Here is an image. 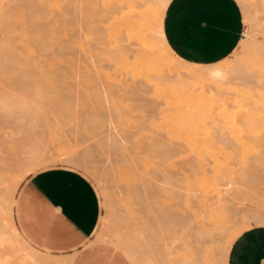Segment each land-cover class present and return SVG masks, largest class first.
Listing matches in <instances>:
<instances>
[{
	"label": "rangeland",
	"instance_id": "rangeland-1",
	"mask_svg": "<svg viewBox=\"0 0 264 264\" xmlns=\"http://www.w3.org/2000/svg\"><path fill=\"white\" fill-rule=\"evenodd\" d=\"M81 1L0 0V99L26 103L32 115L31 122L11 117L0 120V157L7 161L0 160V253L8 250L9 243L2 234L9 223L6 204L29 171L24 164L17 169V164L28 146L37 143L43 150L48 146L38 154L40 168L75 167L93 182L102 205L95 234L99 241L111 244L120 237V249H132L148 262H154L149 252L156 246L153 253L170 264H225V239L219 236L216 246L198 236L190 226L188 209L197 196L227 202L229 210L224 215L235 231L255 224L250 216L264 215V56L261 63L248 65L253 69L234 66L235 73L230 71L220 81L224 91L220 93L229 98L244 93L242 101L228 100L236 114L233 118L209 122L210 133L174 128L176 118L164 114L174 112L163 100L164 91L170 93L168 87L162 90L158 87L162 82L153 80L151 87L146 84V99L130 94L131 81L116 70L107 51L108 22L100 13L103 0ZM256 2L261 13L249 18L239 3L244 28L237 46L225 58L231 65L246 56L252 40L264 50V34H259L264 33V5L262 0ZM121 39L129 58L140 53L136 47L128 48L126 38ZM154 87L158 94L163 92L162 100L156 99ZM35 91L43 94L40 105H35L44 115L26 100ZM204 93L209 95L210 90ZM163 114L172 120L166 117L170 121L165 122ZM7 179L9 183L3 184ZM32 248L54 259L63 257ZM11 261L31 264L24 259Z\"/></svg>",
	"mask_w": 264,
	"mask_h": 264
},
{
	"label": "crops",
	"instance_id": "crops-1",
	"mask_svg": "<svg viewBox=\"0 0 264 264\" xmlns=\"http://www.w3.org/2000/svg\"><path fill=\"white\" fill-rule=\"evenodd\" d=\"M243 28L237 0H170L163 19L170 48L180 58L197 64L225 59L240 41ZM26 100L37 109L35 101ZM29 110L26 103L0 99V120L11 117L31 122ZM37 110L44 115L41 108ZM43 148L37 143L29 145L24 160L17 164V169L24 164L29 171L15 194L12 219L31 248L63 256L70 264H170L164 256L153 253L156 246L149 252L154 262L139 258L133 263L124 249L99 241L95 234L102 205L93 182L75 167L52 164L40 168L38 154L46 151L47 144ZM225 260V264H264V223L242 230L233 239Z\"/></svg>",
	"mask_w": 264,
	"mask_h": 264
},
{
	"label": "bare ground",
	"instance_id": "bare-ground-1",
	"mask_svg": "<svg viewBox=\"0 0 264 264\" xmlns=\"http://www.w3.org/2000/svg\"><path fill=\"white\" fill-rule=\"evenodd\" d=\"M87 1L82 0L81 2L83 3L85 2L86 4ZM169 1L170 0H103L102 1L103 5H102L100 13L102 15V18L108 22L107 24L108 27L106 26V28H108V32H107L108 34L105 33L106 35H104L105 37H107L108 35L109 49L107 51L111 53L110 60H113V62L112 61L111 62H112V65L114 64L116 70L120 69L121 73L125 74L126 79L131 81V83H129L130 85L128 84L127 85L130 88V92H131L130 94H132L133 96L144 97V99H146L145 97L146 95H148V90L146 86L150 85L149 87H151V85L154 83L153 80H158L162 82L163 84L162 86L160 85L161 83L159 84L160 86L158 85V87L160 88L162 87V90L164 89L163 88L164 86L168 87L169 92H170L168 95L165 94V91H164V95H163V92L158 94L157 92H155V90L159 91V89L158 88L156 89V87H154L153 90L155 93H157L156 99L158 100L160 98L159 95H163L164 96L163 100H167L166 102H167V106L169 107V109L171 110L172 108L173 109L172 112L174 111L173 113H171V111H169L168 113L163 112L167 116L169 115L172 116L173 119L175 117L176 118L175 121L176 120L178 121L177 122L178 124L172 121L174 122L173 123L174 125L176 124V126H173L171 124L172 122L167 123L168 125H170V127L173 126L174 128H178V129H181V128L183 129L184 127H188L190 131L194 133H198V132L199 133L200 132L210 133L212 132V130L210 129L212 128V126L209 128L208 126L209 122H212L216 119L229 120L230 118H233V116L236 115L235 112L230 109L228 100H234V101L243 100L241 96L244 93H242V95H240V93H235L236 95H234L235 97L233 98H229L228 95L220 93L221 91H223V90H220V88L222 89L220 85L221 84L220 81L224 80L227 77V75H230V71L231 73H235V71L232 72V68L234 66L239 67L242 64L244 65V67L246 65L249 68L248 65L255 66V63L257 62L261 63V61H263L264 55L262 52L264 50L262 51L261 45L257 44L254 40L250 41L246 56L244 58L240 57L239 61H237L239 62V64L236 62L234 63L235 65H231V63L226 62L227 61L226 59H222L221 61H218L216 63H211V64H197V63H192V62H189V61H186L180 58L168 45L165 35H164V30H163L164 13H165V9ZM237 1L238 3L242 5L244 13L247 18H249V16H253V17L257 16V12H259L258 10L260 9H258V7H255L257 5L256 0H237ZM263 1L264 0H262V3L264 5ZM79 4L81 6L84 5L80 2ZM252 5H254L255 8H253ZM0 16H1V12H0ZM86 24L88 23L86 22ZM257 25H260V23ZM262 28H264V26H262ZM260 30L261 29L259 28V31ZM259 34L261 35L264 33H259ZM259 34H256V35H259ZM102 36H100V38H102ZM121 38H126L125 40H127V46H129L128 48L136 47V49L139 50L138 52L140 53L133 56V58L132 57L129 58L130 56L128 52L125 51L126 49H124V45L120 43L122 41ZM120 39L121 41L119 42ZM104 43L106 44V41H104ZM262 46L264 47V45ZM108 55L109 54H107V57ZM250 68L253 69V67H250ZM238 70H240V68ZM168 78H172L173 80L171 82H166ZM209 86H211V88ZM207 87L210 90L209 95L204 93V92H209V90L208 91L205 90V89H208ZM218 88L220 91L217 90ZM126 89H128L127 86H126ZM215 90H217L219 93H217ZM41 95L43 94H40L38 91H35L31 94L30 99H32L33 101H35L36 103L40 105V101H41L40 99H42ZM171 105L173 107L170 108ZM164 114L162 116H164L163 120L165 122H167L168 120L170 121V119L172 120L171 117H167ZM166 117L170 119L167 120L165 119ZM224 129H226V127ZM238 129L240 128L238 127ZM181 132L183 131L181 130ZM180 135H182V133H180ZM215 140L216 139H214L213 142H215ZM155 177L157 178V176ZM8 180L9 179H7V181H5L3 184H5L6 182L9 183ZM19 181L20 179H18L15 182V186L16 184H18ZM1 189H3V186ZM10 189L11 188L9 187V190ZM15 189H12L11 199L8 200L6 204V212H7V218H8L9 223L7 227L8 229L6 231H3L2 234H3V237H5L9 241V243L7 242L8 250L4 254L0 253V261L4 260L5 262H7L6 264H11L10 262H14V261H11L12 259L13 260L24 259V260H29L31 264H37V262H40L41 264L43 263V261L44 262L46 261L49 263L55 262L59 264H70V261L67 260L66 258L64 259V257L63 259H54L46 255L45 256L41 255L39 252L32 249L20 236V234L18 233V231L16 230L14 226L13 219H12V206H13V201H14V190ZM163 192L164 194L166 193V191H163ZM7 193L8 192H6V194ZM188 210L190 213L189 214L190 221H191L190 226L195 228L196 230L195 233L198 236L200 237L203 236V237L208 238L210 242L211 241L212 243L215 242L214 244H216V246H217L216 239L219 236L225 239V243H223L225 244L224 245L225 248L223 250L225 252L224 253L225 256L227 255V252L229 250V247L233 239L237 235H239V233L242 230L247 228L246 226H243V228L239 231L233 230L232 229L233 224H231V221H228L226 219V215H224V212L229 210L228 203L221 202L215 198H208L206 196H197V198L193 200V203L191 204ZM250 217L256 223H260V224L264 223V215H253ZM0 227H1V224H0ZM121 243H122V239L120 237L111 241V244L116 245V246L120 245ZM26 250H28L29 252H26ZM124 252L128 255L130 260H133V263L137 259L139 260V257L137 256L134 250L125 248ZM33 260H35L36 262H32Z\"/></svg>",
	"mask_w": 264,
	"mask_h": 264
}]
</instances>
